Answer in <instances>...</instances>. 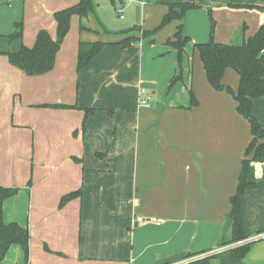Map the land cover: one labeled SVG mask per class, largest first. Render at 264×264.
I'll list each match as a JSON object with an SVG mask.
<instances>
[{
	"label": "crops",
	"instance_id": "0c3cea01",
	"mask_svg": "<svg viewBox=\"0 0 264 264\" xmlns=\"http://www.w3.org/2000/svg\"><path fill=\"white\" fill-rule=\"evenodd\" d=\"M79 1L0 0V186L20 189L4 202L3 220L29 233L27 258L13 245L0 264H155L218 250L250 127L235 101L209 86L193 45L209 39L208 11L215 42L242 44L264 26V0H192L198 8L182 22L190 42L180 66L165 45L177 22L151 46L122 47L115 43L124 36L98 27L126 31L112 23L106 2L118 5L110 0H94V15L83 20L88 31L70 18L50 72L30 77L9 64L5 54L32 47L38 31L55 40L54 13ZM166 11L147 3L139 28L152 29ZM18 23L21 39L8 42ZM79 42L105 45L77 70ZM238 81L228 69L221 82L236 91ZM251 113L264 127V97ZM248 180L254 187L240 212L256 242L244 264H264V165L253 164ZM77 190L80 197L59 206ZM136 217L143 222L133 224Z\"/></svg>",
	"mask_w": 264,
	"mask_h": 264
},
{
	"label": "trees",
	"instance_id": "16d2710c",
	"mask_svg": "<svg viewBox=\"0 0 264 264\" xmlns=\"http://www.w3.org/2000/svg\"><path fill=\"white\" fill-rule=\"evenodd\" d=\"M155 5L165 6L167 11L163 15L159 25L152 30H141L138 25L132 29L109 33L103 30L104 34L114 37H122L116 45L128 47L131 44L141 43L142 47L151 46L155 43V35L166 25L177 22L175 32L165 45L177 52L178 65H181L184 48L190 42L189 38L183 35L182 22L188 11L197 9L198 6L192 0H150ZM253 8L252 6H245ZM256 8V7H255ZM94 0H80L77 4L54 13L56 23V39L52 40L44 30L38 31L34 44L28 48L21 46L16 53H6L11 66L22 71L26 76L34 77L50 72L54 67L56 55L60 46L69 31L70 18H79V30L88 31L83 26V20L89 15H94ZM211 21L209 40L205 43L194 44L193 48L198 52L202 63L206 80L209 86L217 92L229 95L236 103V112L244 118L250 127L251 140L244 150L243 160L238 175V184L235 194L230 198L231 209L227 214L224 223L225 235L222 236L218 248H224L249 239L240 212V201L244 192L254 187V183L248 180V175L253 164L264 165V127L252 115L253 100L264 97V26L247 38L238 46L217 43L213 39L214 21L208 11ZM138 34H140L138 36ZM22 37V24L14 25L13 32L6 37L8 42L20 40ZM105 44L102 42H79L77 54V70L86 67L90 61L100 52ZM233 70L239 77L237 90L234 91L222 84V78L226 70ZM180 79L177 75L171 82ZM190 105L197 104L191 91ZM53 108L68 109L73 107L51 106ZM92 112L85 111V117ZM31 182L27 184L29 189ZM19 188H6L0 186V261L3 260L11 246L17 245L24 252L25 258L28 255L29 233L26 227L17 223H5L3 220V204L9 198L15 196ZM81 190H77L63 196L59 206H64L68 201L80 197ZM256 241L228 248L220 253L210 254L211 251H203L188 254V262L184 264H210L211 260H217L218 264H244V258L250 247ZM205 255V256H203ZM203 256V257H200Z\"/></svg>",
	"mask_w": 264,
	"mask_h": 264
},
{
	"label": "rangeland",
	"instance_id": "374dc122",
	"mask_svg": "<svg viewBox=\"0 0 264 264\" xmlns=\"http://www.w3.org/2000/svg\"><path fill=\"white\" fill-rule=\"evenodd\" d=\"M150 2H152V1H149L148 3H150ZM107 4H108V6H110L111 7V12H110V18H111V21H112V23L114 24V26H115V28H121V29H123V30H130V29H132L135 25H138V26H140L141 27V24L142 23H139V24H136L135 23V17H134V14H135V5L134 4H132V3H126L124 6H123V12H122V14H118L117 12H116V9L118 8V6H114V7H112L108 2H106ZM120 15H122L123 16V19H120L119 17H120ZM162 19V18H161ZM161 19H160V21L158 22V24L157 25H155L152 29H154V28H156L158 25H159V23L161 22ZM210 19V18H209ZM95 20V19H94ZM95 23H96V21H95ZM170 24H172V23H170ZM170 24H168V25H170ZM168 25H166L165 27H163L162 29H160L159 31H158V33H160V32H162V31H164V29H166V27H168ZM98 27H99V29H100V31H103L104 29L98 24ZM142 29V28H141ZM152 29H150V30H152ZM142 30H144V29H142ZM148 31V30H147ZM210 31H211V21H210V24H209V34H208V38H209V36H210ZM209 40V39H208ZM184 56V55H183ZM218 249H220V248H218ZM200 257H202V256H200ZM188 262V261H187ZM184 263H186V262H183L182 264H184Z\"/></svg>",
	"mask_w": 264,
	"mask_h": 264
},
{
	"label": "built area",
	"instance_id": "2783aa9c",
	"mask_svg": "<svg viewBox=\"0 0 264 264\" xmlns=\"http://www.w3.org/2000/svg\"><path fill=\"white\" fill-rule=\"evenodd\" d=\"M110 1L113 2V3H116V4L118 5V8L116 9V12H117L118 14H122V12H123V6H124L126 3H134V4H136L137 6H139V8H142V7L145 6L150 0H110ZM119 18H120V19H123V16L120 15ZM139 95L143 97V96L145 95L144 91L140 90ZM148 100H149V98H147L146 100H144V98H143L142 100H140V104H141V105L148 106ZM142 222H143V219H142V218L136 217V218L133 219V224H139V223H142ZM261 238H264V234L262 235ZM257 239H258V237H257ZM252 241H256V240L247 239V240H244V241L239 242V243H237V244H234V245H231V246H227V247H224V248H220V249L215 250V251H213V252H210V253H208V254H206V255L220 253V252H222V251H224V250H226V249H228V248H231V247H234V246H238V245H242V244H245V243H248V242H252ZM203 256H205V255H203ZM203 256H202V257H203ZM187 261H189V260L186 259L185 261H182V262L177 263V264H182L183 262H187Z\"/></svg>",
	"mask_w": 264,
	"mask_h": 264
},
{
	"label": "water",
	"instance_id": "95a60500",
	"mask_svg": "<svg viewBox=\"0 0 264 264\" xmlns=\"http://www.w3.org/2000/svg\"><path fill=\"white\" fill-rule=\"evenodd\" d=\"M135 23L139 24L140 22V8L139 6H136L135 8ZM263 65H264V60L262 61ZM188 257L187 253H180V254H176L173 255L171 257L165 258V259H161L159 261H157L155 264H177L180 263L182 261H185Z\"/></svg>",
	"mask_w": 264,
	"mask_h": 264
}]
</instances>
